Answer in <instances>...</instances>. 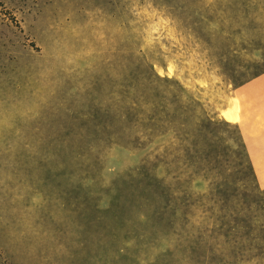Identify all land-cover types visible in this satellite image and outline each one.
I'll list each match as a JSON object with an SVG mask.
<instances>
[{
	"label": "rangeland",
	"instance_id": "374dc122",
	"mask_svg": "<svg viewBox=\"0 0 264 264\" xmlns=\"http://www.w3.org/2000/svg\"><path fill=\"white\" fill-rule=\"evenodd\" d=\"M262 77L264 0H0V264H264Z\"/></svg>",
	"mask_w": 264,
	"mask_h": 264
},
{
	"label": "crops",
	"instance_id": "0c3cea01",
	"mask_svg": "<svg viewBox=\"0 0 264 264\" xmlns=\"http://www.w3.org/2000/svg\"><path fill=\"white\" fill-rule=\"evenodd\" d=\"M236 93L239 119L231 124L238 127L248 159L264 186V77L245 84Z\"/></svg>",
	"mask_w": 264,
	"mask_h": 264
},
{
	"label": "bare ground",
	"instance_id": "6f19581e",
	"mask_svg": "<svg viewBox=\"0 0 264 264\" xmlns=\"http://www.w3.org/2000/svg\"><path fill=\"white\" fill-rule=\"evenodd\" d=\"M222 116L228 122H236L238 120L237 108L235 110H233V111L225 110L222 113Z\"/></svg>",
	"mask_w": 264,
	"mask_h": 264
},
{
	"label": "trees",
	"instance_id": "16d2710c",
	"mask_svg": "<svg viewBox=\"0 0 264 264\" xmlns=\"http://www.w3.org/2000/svg\"><path fill=\"white\" fill-rule=\"evenodd\" d=\"M183 92H185V91L183 90ZM148 138H149V136H148L146 139H148ZM152 138H154V137H152ZM143 139H144V138H140L139 140L142 141ZM128 143H129L130 145L133 144L132 140H131V141L129 140ZM143 145H144V144H143ZM137 146H141V144L139 143V144H137ZM137 146H136V147H137Z\"/></svg>",
	"mask_w": 264,
	"mask_h": 264
}]
</instances>
